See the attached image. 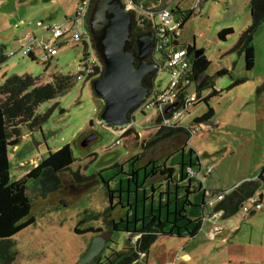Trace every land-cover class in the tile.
<instances>
[{
    "label": "rangeland",
    "instance_id": "rangeland-1",
    "mask_svg": "<svg viewBox=\"0 0 264 264\" xmlns=\"http://www.w3.org/2000/svg\"><path fill=\"white\" fill-rule=\"evenodd\" d=\"M128 0H122L127 3ZM198 0H139L132 5L134 18L146 15L150 8L176 5L183 9L192 8ZM79 0H0V50L5 59L0 61V85L13 75L29 74L38 77L41 84L51 80L52 74L61 73L71 77V86L55 98L46 100L36 108L42 115H50L40 127L22 129L23 136L17 146L9 149L10 174L13 179L25 175L33 166L43 160L49 151H55L69 144L74 161L70 169L61 172L59 189L45 196L37 194L29 181L28 192L35 195L31 215L32 225L17 232L15 241L16 260L13 264H74L85 250L91 233L78 234L75 228L85 212L100 211L107 205L105 185L98 179L83 182L91 175L107 173L105 168L114 163H123L130 156L143 155L140 165L149 159L168 156L184 146V138L163 140L153 147H146L160 128L156 123L160 109H140L132 112L133 120L122 130L110 128L99 122L101 100L94 95L91 80L86 77L81 61L95 58L89 39L88 48L83 43L71 42L58 45L56 54L46 63L22 54L26 33H41L37 25L55 24L75 18ZM250 0H202L200 13L193 14L185 23L179 36L182 44H194L202 49L210 61L205 71L213 75L215 88L219 93L209 98L207 104L213 109V116L200 125V130L188 139L200 160L199 179L207 195L216 191H229L243 180L255 178L264 165V21L254 35L255 61L250 71L244 69L243 54L231 51L240 33L250 24ZM88 23V18H87ZM85 31L82 19H77ZM17 24V26H15ZM88 27V26H87ZM231 27L233 32L222 40L218 32ZM83 41V40H82ZM81 41V42H82ZM1 54V52H0ZM156 58L160 59L157 54ZM89 60V61H90ZM98 62L95 59V64ZM228 73L216 76L221 69ZM154 72V71H153ZM247 77L239 85L227 89L232 79ZM166 71L158 70L154 77L157 89L168 83ZM263 86L260 91L257 88ZM191 91L193 87L190 88ZM210 91H201L205 96ZM168 107V106H167ZM207 105L200 101L189 105L186 110L172 114L167 123L189 126L203 115ZM172 112V110H171ZM166 123V122H162ZM125 129H131L127 135ZM94 137L86 145L81 142L87 136ZM118 141V142H117ZM107 171V170H106ZM114 184L111 181L110 186ZM217 193V192H216ZM262 209L252 216L243 210L229 218L212 217L204 219L198 235L181 244V239L160 236L152 244L144 261L137 264H264V189ZM212 195V194H211ZM121 210L116 208L111 215L117 217ZM101 226L100 222L84 221L78 227ZM219 226L217 238L211 239L205 231ZM211 226V227H210ZM236 231L231 238V231ZM105 240L107 231L100 234ZM228 236L229 243H221L218 237ZM110 249L120 250L125 245V234L113 236ZM104 251V250H103ZM102 251V252H103ZM185 252L189 261L180 260L177 255ZM106 250L105 254H109Z\"/></svg>",
    "mask_w": 264,
    "mask_h": 264
},
{
    "label": "trees",
    "instance_id": "trees-1",
    "mask_svg": "<svg viewBox=\"0 0 264 264\" xmlns=\"http://www.w3.org/2000/svg\"><path fill=\"white\" fill-rule=\"evenodd\" d=\"M131 2L132 5L139 4V0H131ZM92 5L93 0L89 13ZM248 6L251 16L250 24L240 33L237 42L231 49L238 54H243L246 71H250L254 66L253 39L258 27L264 21V0H250ZM160 8L148 9L145 12L146 15L137 16L132 23L134 34L151 33V48L154 47L156 41L154 34L158 25L155 23L157 20L155 18ZM170 11L173 20L179 23L181 31L188 19L193 14H198L192 8L183 9L178 5L170 8ZM131 12L134 13L133 10ZM83 25L85 31L82 34L83 41L80 43H83L84 48L87 49L86 40L89 39V31L86 24ZM232 32L231 27L224 28L218 32V36L225 40L226 36ZM179 36L172 44L175 48L186 49L189 61V70L185 76L188 83L184 85V92L179 97L182 98L183 93H186L187 88L193 83L197 97H200L196 103L204 101L207 109L202 116L193 121V124L182 126L178 122L162 123L172 115L171 111L166 112L165 108L163 110L165 114H158L156 117V123L160 124V128L148 141L147 146H144V148L153 147L163 140L183 137L186 148H179L165 157L149 159L142 165L140 162L143 155L136 154L127 158L123 163H114L108 166L104 169L106 174L100 171L88 179L86 177L83 179L84 182L99 178L105 185V196L108 200L102 210L85 212L75 228V232L78 234L91 233L94 235L101 234L102 231H107L110 234V237L106 239L104 251L89 264H137L139 260L146 259L148 250L160 236L178 239L194 238L206 219L204 210L207 208L206 200L211 194L212 197L218 193H224L223 198L215 202L212 207V211L223 210L220 218H229L238 213L243 203L255 194L262 201L264 166L255 178L243 180L235 184L229 191L215 190L210 195H207L202 181L198 178L201 163L196 151L188 146V139L193 133L200 130L201 124L212 118L213 109L207 102L209 98L217 95L219 90L215 88L214 76L205 73L210 61L204 51L197 49L194 44L180 43ZM90 42L91 49H94L91 38ZM132 49H136V47L133 45ZM150 53L148 59L154 61V57ZM157 53L160 56V59L157 58V60L163 64L166 51L158 50ZM87 57L85 54V59ZM30 58L34 59L31 56ZM4 59L5 56L0 55V61ZM95 59L98 63L92 66L90 73H86V77L91 81L100 76L104 70L103 63L96 53L94 61ZM157 71L158 69H155L143 79V83L149 90L153 87ZM227 73V69L223 68L216 73V76ZM246 80L247 77H236L232 79L227 89L242 84ZM69 86H71V77L61 73L52 74L51 80L45 84H41L38 77L24 74L13 75L0 85V264L15 262L16 251L13 249L15 241L12 237L20 230L32 225L36 220L31 215L36 194L33 196L29 194V181L34 184L37 194L45 196L52 193L61 187V172L69 170L74 161L70 145L65 144L53 152L49 151L48 155L28 170L25 175L13 179L10 174L9 149L19 144L23 136L22 129L28 128L31 131L40 127L41 123L48 119L50 110L42 115L36 114L39 104L64 93ZM262 87H258L257 91L259 92ZM206 88H210V91L205 96H201V91ZM181 106H183V101H179L175 109L181 108ZM136 109H132L128 113L129 120H133L132 112ZM141 112L144 114L145 111L141 110ZM130 132L131 129H125L122 134L127 135ZM111 181L114 182L112 187L110 186ZM116 208H119L122 213L117 217H112ZM255 213V210H251L245 214L252 216ZM85 220L100 222L105 230L94 225H87L85 228L79 229L78 226ZM118 233L125 234L124 243L126 246L120 250H112L109 248L110 244L114 243L113 236ZM106 250H110V253L105 254Z\"/></svg>",
    "mask_w": 264,
    "mask_h": 264
},
{
    "label": "water",
    "instance_id": "water-1",
    "mask_svg": "<svg viewBox=\"0 0 264 264\" xmlns=\"http://www.w3.org/2000/svg\"><path fill=\"white\" fill-rule=\"evenodd\" d=\"M87 18L94 51L104 67L103 73L91 81L92 92L102 103L99 122L122 130L129 124L128 113L149 93L143 79L157 67L156 61L148 59L151 33H133L134 15L122 0H95ZM133 43L135 50L130 49ZM174 106L169 105L165 111L170 112ZM93 137L87 136L81 144L86 145ZM105 242L100 234H94L74 264L91 263L102 253Z\"/></svg>",
    "mask_w": 264,
    "mask_h": 264
},
{
    "label": "built area",
    "instance_id": "built-area-1",
    "mask_svg": "<svg viewBox=\"0 0 264 264\" xmlns=\"http://www.w3.org/2000/svg\"><path fill=\"white\" fill-rule=\"evenodd\" d=\"M201 1L202 0H198L193 5L192 9L195 13H199ZM91 3L92 0H79L75 8V18L73 20L65 19L56 24H42L38 21L37 25L41 27L42 32L37 35L29 33L25 36V40L22 44V54L31 56L44 63L48 62L50 58L56 54L57 46L66 44L68 39H70L71 42H81L83 31L77 23V19L80 18L82 21H85V18L89 15ZM125 5L129 9L133 8L131 0H128ZM155 19H157L155 23L158 27L154 34L156 41L154 47L151 48V53L154 57V61L157 62L156 69L166 71L169 75V80L162 89H157L156 85L153 83V87L149 90L146 99L137 107V109L164 110L167 106L175 104L174 109H172L171 112L174 115L180 111L186 110L189 105L196 103L200 97H197L193 83L187 88V92L183 93V97H179L181 93L184 92V85L188 83L185 76L189 70L187 50L175 48L172 44L180 35L181 30L179 28V23L173 20V15L168 7L160 8L157 11ZM15 26H17V24H15ZM66 37H68V39L65 40L64 38ZM158 50L166 51V58L163 64L156 58ZM89 60L90 59L87 57L81 62L86 73H90L92 71V66L95 65L94 59ZM191 87H193L194 91L190 90ZM179 101H183V106L175 109ZM168 121L169 119H165L163 122L167 123ZM223 196L224 193H218L215 196L207 198L206 204L210 210L206 211V219L217 216L220 218L222 216L223 210L212 211V207L215 202L221 200ZM261 207V200L258 195L255 194L243 203L241 210L247 213L251 210L258 211ZM218 230H220L219 226H214L213 231Z\"/></svg>",
    "mask_w": 264,
    "mask_h": 264
},
{
    "label": "crops",
    "instance_id": "crops-1",
    "mask_svg": "<svg viewBox=\"0 0 264 264\" xmlns=\"http://www.w3.org/2000/svg\"><path fill=\"white\" fill-rule=\"evenodd\" d=\"M164 7H168V5H165ZM163 8V7H162ZM169 8V7H168ZM170 9V8H169ZM66 19V17L64 18V20ZM63 20V21H64ZM86 20H87V18H85V21H83V24H86ZM62 22V21H61ZM60 23V22H59ZM56 24V23H55ZM27 34H29V33H26L24 36H26ZM181 34V33H180ZM3 49L4 48H2L1 50H0V52H1V54L0 55H2V52H3ZM264 166V165H263ZM258 175V174H257ZM251 179H253V178H251ZM239 183V182H238ZM207 192V191H206ZM210 195V194H209ZM261 196H262V199H263V194H262V191H261ZM209 197H211V195L209 196ZM208 197V198H209ZM263 201V200H262ZM262 201H261V203H262ZM261 209H262V207H261ZM260 209V210H261ZM210 210V208L207 206V208H206V210H204V211H209ZM211 227V226H210ZM213 228H214V225H212V227L211 228H209V230L208 231H205V235L207 236V234H208V236L211 238V239H214V238H217V236H215V234L217 233V231H213ZM221 230V229H220ZM219 231V230H218ZM200 232V231H199ZM236 231H234V230H232L231 231V233H230V236H231V238L232 237H234L233 236V234L235 233ZM233 233V234H232ZM198 235V234H197ZM196 235V236H197ZM195 236V237H196ZM194 237V238H195ZM193 239V238H192ZM187 240H190V239H181V244H186V241ZM218 240L221 242V243H229L228 241H229V237L227 236H223V237H218ZM177 257L180 259V260H182V261H189V259H190V256L187 254V253H185V252H181L179 255H177Z\"/></svg>",
    "mask_w": 264,
    "mask_h": 264
},
{
    "label": "flooded vegetation",
    "instance_id": "flooded-vegetation-1",
    "mask_svg": "<svg viewBox=\"0 0 264 264\" xmlns=\"http://www.w3.org/2000/svg\"><path fill=\"white\" fill-rule=\"evenodd\" d=\"M94 1H95V0H93V2H94ZM90 12H91V11H90ZM133 45L135 46V43H133V44L130 46V49H131V50H135V49H132V46H133ZM135 62H136V61H135ZM136 63H137V62H136Z\"/></svg>",
    "mask_w": 264,
    "mask_h": 264
}]
</instances>
